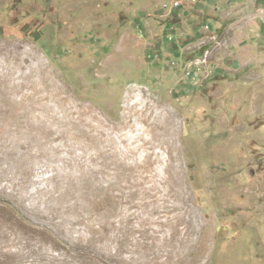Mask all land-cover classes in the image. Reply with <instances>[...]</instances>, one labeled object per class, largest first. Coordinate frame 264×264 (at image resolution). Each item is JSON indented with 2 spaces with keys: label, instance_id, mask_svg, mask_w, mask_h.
<instances>
[{
  "label": "rangeland",
  "instance_id": "rangeland-1",
  "mask_svg": "<svg viewBox=\"0 0 264 264\" xmlns=\"http://www.w3.org/2000/svg\"><path fill=\"white\" fill-rule=\"evenodd\" d=\"M0 221L20 264H264V0H0Z\"/></svg>",
  "mask_w": 264,
  "mask_h": 264
},
{
  "label": "bare ground",
  "instance_id": "bare-ground-1",
  "mask_svg": "<svg viewBox=\"0 0 264 264\" xmlns=\"http://www.w3.org/2000/svg\"><path fill=\"white\" fill-rule=\"evenodd\" d=\"M116 68H117L116 66L113 67V68L111 67V69H116ZM83 94H84V92H83ZM47 97L50 98L49 95H47ZM83 98H84V96H83ZM83 98L80 101H82ZM60 99L62 100L63 98H60ZM133 99H134V101H133ZM66 100L69 101L68 99H66ZM128 101H131L132 103L127 105L126 103ZM124 102H125L126 111L123 114H121L118 117V119L116 120V122H117L116 129L119 132H122L123 129H125L127 126L129 127L132 124L133 117H136L137 119H140V120L144 121L146 128H148L150 133H151V138L145 140V139H142L141 134L139 135V139L141 138V141L143 142L142 148L146 152L147 157L153 158V159H157V154L154 152V149L156 147V143L158 141H160V140L170 141L171 142V139L173 140V135L170 133V131H168V135L170 136V138H169V137H167L168 135H167L166 131H157L156 130L159 126L156 127L153 124V122L150 121V117L152 116L151 118H153L152 107L149 108L150 111H151L150 114L144 116L143 112H142V109H138V105L142 101H140L139 99L135 98L133 90L127 92V94L124 97ZM105 103L109 104L108 102H105ZM64 105H68V104L64 103L63 106ZM74 105H75V103H74ZM71 108L75 112V108L70 106L69 109H71ZM76 108H77V106H76ZM78 108H80V110L78 109V112H76V114L78 116V119H83L84 116L89 115L90 116V120H96L99 123L100 128H102V127L105 128L106 124L102 120L97 118L96 114L94 113V111L91 108L84 107V106H80ZM64 109H66V108H64ZM74 112H72L71 110L67 111V113L69 115H74L75 114ZM146 114H148V113H146ZM86 120H87V118H86ZM131 204H129V205H131ZM5 223L3 221H0V225H1L0 226V230L1 229H5L8 232V234H3L2 233L3 235L0 236V264H20L21 261H25L28 258L25 255V250L28 249L27 245H29V244L24 243L23 241H21L22 239L19 238V236H21V235H19L14 230V228L12 226L10 227V225L8 226ZM23 238H25V237H23ZM16 246H18V249L15 250V255H16L15 258H14V255L12 257H8V254H10L9 253L10 249L13 248V247H16ZM17 260H18L19 263H12V262H15Z\"/></svg>",
  "mask_w": 264,
  "mask_h": 264
}]
</instances>
